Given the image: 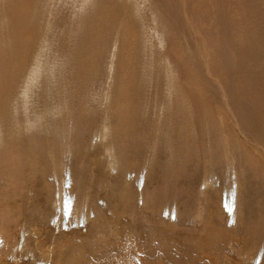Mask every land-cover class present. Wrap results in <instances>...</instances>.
<instances>
[{
	"label": "rangeland",
	"instance_id": "rangeland-1",
	"mask_svg": "<svg viewBox=\"0 0 264 264\" xmlns=\"http://www.w3.org/2000/svg\"><path fill=\"white\" fill-rule=\"evenodd\" d=\"M248 1L0 0V264H264V139L220 86L264 74Z\"/></svg>",
	"mask_w": 264,
	"mask_h": 264
},
{
	"label": "bare ground",
	"instance_id": "bare-ground-1",
	"mask_svg": "<svg viewBox=\"0 0 264 264\" xmlns=\"http://www.w3.org/2000/svg\"><path fill=\"white\" fill-rule=\"evenodd\" d=\"M179 2L182 3H188V6L191 5L193 6V8L196 10L197 14L198 12H200L199 10L201 9L200 5H198V3H201L202 0H178ZM210 1V0H209ZM259 2L260 0H249L248 1V8H249V11L252 13L253 16H257V18H259V21L258 25H254V28L257 29V31L253 29V31L255 32H261L260 34V39H264V9H260L259 8ZM213 3V2H212ZM214 11H216L215 13L219 14V15H223V0H214ZM185 9V8H184ZM213 9V8H212ZM211 9V11H212ZM229 9V8H228ZM244 9V8H243ZM194 10V11H195ZM204 11V10H203ZM209 11V10H208ZM210 11V12H211ZM186 12V10H185ZM201 13H202V10L200 12V16H201ZM188 14V13H186ZM195 14V13H194ZM207 14H209L207 12ZM189 15V14H188ZM196 15V14H195ZM218 15V16H219ZM216 16V15H215ZM217 16V17H218ZM221 20H224L223 18L219 17ZM218 18V19H219ZM217 19V18H215ZM255 21V20H253ZM252 21V22H253ZM261 22V23H260ZM101 33V32H99ZM98 33V34H99ZM124 33V32H123ZM230 32H224V40L222 42L221 45H219V47L221 48L222 46L224 47H228L229 45L227 44V42L229 40H231V35L228 34ZM130 34V33H129ZM128 34V35H129ZM135 34V33H134ZM97 35V33H96ZM95 35V36H96ZM104 35V34H103ZM99 36V35H98ZM235 36V35H234ZM97 37V36H96ZM95 37V38H96ZM94 38V37H93ZM94 38V39H95ZM98 40H102V39H99V37H97ZM96 40V39H95ZM263 41V40H262ZM260 41V43L262 42ZM244 42V40H243ZM242 42V43H243ZM129 43V42H128ZM242 43L240 44V46H242L243 48V45ZM259 42L256 43V38L252 41H250V44H248L245 48L247 50H249L250 52H252L254 50V46L255 45H258ZM200 48H201V53L203 56L206 57V54H207V49H206V45L205 43H200ZM262 46V45H261ZM147 48V47H146ZM239 50V48H238ZM143 52V51H142ZM260 52V51H259ZM258 50H257V53H259ZM172 57V56H171ZM251 57V53L248 54L246 57H245V61H248ZM260 62H263L264 63V60L259 56L257 55L256 56ZM146 58V57H145ZM143 59V58H142ZM170 60V58H169ZM140 61V60H139ZM138 61V63H139ZM144 61V60H143ZM146 61V59H145ZM141 62V61H140ZM170 65V64H169ZM172 65V64H171ZM124 66V65H123ZM127 66V65H126ZM167 67V66H166ZM175 67V66H174ZM120 68V66H119ZM163 69V68H161ZM165 69V68H164ZM248 68H242L240 69L239 71L237 72H230L228 71L227 69H225L224 71V74L225 75V85H220L222 88H225L223 89L224 91V95L225 97L228 98L229 97H232L233 99H235L234 101L237 100L238 102V106H240L239 108H241V112H239L240 114V123H244L243 121L246 120V123H247V126L246 128L248 130H252L254 133V136H256V138H259V139H264V74L262 73H258V72H252L250 74V76L248 77V74L249 72L247 71ZM262 69V65H260L259 67V70ZM172 71V70H171ZM177 73V72H176ZM230 73V74H229ZM169 74V73H168ZM173 74V73H171ZM229 74V76H228ZM37 72H36V69H34L32 72H31V77H30V83L31 85L34 84V82L37 80ZM170 75V74H169ZM174 75H175V72H174ZM172 76V75H171ZM170 77V76H169ZM230 77V78H229ZM168 78V76H167ZM229 78V79H228ZM170 79V78H169ZM173 79V77L171 78ZM175 79V78H174ZM166 81V79H164ZM168 83L165 84L166 86V89L164 90L165 93H166V97L168 98L167 101H169V103L171 104V101L174 99L175 101L177 100V103H178V99L180 98L181 100V104L184 108H186L187 104L190 102L191 99H188L185 97V94H188L186 90H183L181 87H178L176 88L174 82L172 81H167ZM166 83V82H165ZM219 83V82H218ZM220 87V88H221ZM174 94H176L177 96L174 97ZM178 94L180 95H183L184 94V97H179ZM242 94L239 98H237L236 96L237 95H240ZM222 99V98H221ZM231 99V98H230ZM232 99V101H233ZM199 100V99H198ZM185 101V103H184ZM191 103H192V100H191ZM235 103V102H234ZM170 109H173L174 108V105H171L169 107ZM127 109V108H126ZM227 109V108H226ZM107 111V110H106ZM222 111V110H221ZM220 115V114H219ZM243 116V117H242ZM242 117V118H241ZM15 118V116H14ZM218 121H219V124H221V128H224V124H223V119L220 116H218ZM119 124V123H117ZM170 124V123H169ZM237 124V123H236ZM105 125V124H104ZM171 125V124H170ZM172 126V125H171ZM243 126V125H242ZM106 127V126H104ZM249 128H252V129H249ZM109 129V130H108ZM120 129V128H119ZM226 129V128H225ZM105 132L104 133H110L111 129L110 127L108 128H105L104 129ZM223 131H225L224 129H222ZM227 131V130H226ZM225 131V132H226ZM247 132V131H246ZM228 133V132H227ZM116 134V133H115ZM118 134V133H117ZM240 134V133H239ZM238 134V135H239ZM229 135V134H228ZM230 136V135H229ZM242 136V135H241ZM119 137V136H117ZM232 138V137H231ZM1 140V139H0ZM243 140V139H242ZM235 141V140H234ZM32 142H36L35 140ZM46 142V141H45ZM49 142V141H48ZM237 141H235L236 143ZM53 143L54 141L50 142L49 146L54 148L53 146ZM237 144V143H236ZM31 145V144H30ZM34 145V143H33ZM32 145V146H33ZM215 145V144H214ZM252 145V144H251ZM48 146V145H47ZM13 147V146H12ZM256 147V146H255ZM255 147L252 148L253 150V153H255ZM23 148V146L21 147ZM25 148V147H24ZM258 149L259 152H264V149L261 148V147H256ZM49 149V147H48ZM11 150V149H10ZM52 150V149H51ZM23 151V150H22ZM53 151V150H52ZM226 151V150H225ZM17 153L18 155H20V151L17 150ZM50 155L52 153H50V151L48 152ZM11 156V155H10ZM18 159V158H17ZM264 159V157H263ZM4 161V160H3ZM11 162V160H10ZM12 164V163H11ZM16 166V165H15ZM9 194V193H8ZM11 194V193H10ZM260 222V221H259ZM252 226V225H251ZM3 228V227H2ZM36 234V233H35ZM45 249V248H44ZM44 253V252H43ZM48 256L47 253H45V256ZM46 256V257H47ZM78 260V258H75Z\"/></svg>",
	"mask_w": 264,
	"mask_h": 264
},
{
	"label": "snow or ice",
	"instance_id": "snow-or-ice-1",
	"mask_svg": "<svg viewBox=\"0 0 264 264\" xmlns=\"http://www.w3.org/2000/svg\"><path fill=\"white\" fill-rule=\"evenodd\" d=\"M72 199L74 201V197ZM57 211H60V209H57ZM233 214H234V202H233ZM71 217H72V213H71V211H69L68 219H70ZM234 222H235L234 219H231V223H234Z\"/></svg>",
	"mask_w": 264,
	"mask_h": 264
}]
</instances>
